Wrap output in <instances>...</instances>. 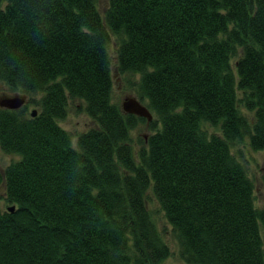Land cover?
Returning <instances> with one entry per match:
<instances>
[{
  "label": "trees",
  "instance_id": "obj_1",
  "mask_svg": "<svg viewBox=\"0 0 264 264\" xmlns=\"http://www.w3.org/2000/svg\"><path fill=\"white\" fill-rule=\"evenodd\" d=\"M102 10L0 0V81L28 95L0 106V148L18 156L0 167L14 205L0 206V264H157L170 248L149 188L185 264H264V205L231 149L245 136L264 146V0H107ZM111 34L117 69L140 74L159 121L137 148L131 130L146 117L112 101ZM72 99L95 122L76 145L58 122Z\"/></svg>",
  "mask_w": 264,
  "mask_h": 264
},
{
  "label": "rangeland",
  "instance_id": "obj_2",
  "mask_svg": "<svg viewBox=\"0 0 264 264\" xmlns=\"http://www.w3.org/2000/svg\"><path fill=\"white\" fill-rule=\"evenodd\" d=\"M107 0H98V5L103 11V7L106 6ZM116 43L115 35L111 34L108 43V50L111 57L110 67L112 76V101L120 104L126 96H135L142 103L146 104V98H141L138 93V80L140 74L138 72H120L116 66ZM232 66L234 68V60H232ZM235 70V69H234ZM16 92L22 93L18 90H12L5 83L0 81V95L15 94ZM237 93L240 96L242 93L241 89L237 88ZM24 94V93H23ZM40 93L33 96L39 97ZM28 98V95H26ZM28 100V99H27ZM27 102V101H26ZM81 101L72 99L69 101V110L65 117L58 120L59 124L68 130L71 134L73 144H75L76 135L90 126H94L95 122L92 118L83 110L80 106ZM38 105L28 102L27 111L30 113L33 108H37ZM249 113V112H248ZM152 119L155 120L153 128L159 125V121L152 113ZM209 131L217 130L213 125L206 124ZM152 126L147 121H139L138 124L131 130V139L134 147H139L140 144L144 143L147 135L153 131ZM237 158L244 164L248 175L253 181L254 186V203L257 207L264 205V183L262 164L264 160V146L260 149H253L248 143V137H244L241 140H237L231 147ZM18 156L16 153H6L0 148V167H4L11 160L16 159ZM10 202L7 201L5 195V186L0 185V206L6 209ZM146 205L150 211L151 217L162 235L163 239L167 242L170 248V254L157 264H185L179 254V242L173 231L171 223L166 218L160 204L153 194L151 188L146 191ZM261 234L264 246V229L261 228Z\"/></svg>",
  "mask_w": 264,
  "mask_h": 264
},
{
  "label": "water",
  "instance_id": "obj_3",
  "mask_svg": "<svg viewBox=\"0 0 264 264\" xmlns=\"http://www.w3.org/2000/svg\"><path fill=\"white\" fill-rule=\"evenodd\" d=\"M26 95L22 93H15V94H6L3 93L0 95V106L6 108H19L26 102ZM120 108L123 111L134 113L140 116L146 117L147 121L151 120L152 113L150 109L142 103L137 97L135 96H126L120 103ZM31 114H36V109L33 108L31 110ZM262 169L264 171V160L262 164ZM14 205L8 206V209L13 210Z\"/></svg>",
  "mask_w": 264,
  "mask_h": 264
}]
</instances>
